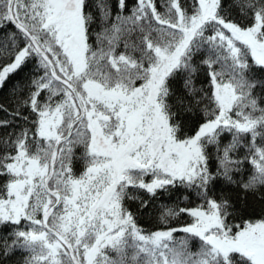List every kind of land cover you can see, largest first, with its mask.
<instances>
[{
    "label": "snow or ice",
    "instance_id": "obj_1",
    "mask_svg": "<svg viewBox=\"0 0 264 264\" xmlns=\"http://www.w3.org/2000/svg\"><path fill=\"white\" fill-rule=\"evenodd\" d=\"M0 264H264V0H0Z\"/></svg>",
    "mask_w": 264,
    "mask_h": 264
}]
</instances>
